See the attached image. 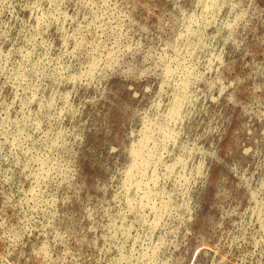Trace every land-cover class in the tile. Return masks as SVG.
<instances>
[{
	"label": "rangeland",
	"instance_id": "obj_1",
	"mask_svg": "<svg viewBox=\"0 0 264 264\" xmlns=\"http://www.w3.org/2000/svg\"><path fill=\"white\" fill-rule=\"evenodd\" d=\"M0 264H264V0H0Z\"/></svg>",
	"mask_w": 264,
	"mask_h": 264
},
{
	"label": "bare ground",
	"instance_id": "obj_2",
	"mask_svg": "<svg viewBox=\"0 0 264 264\" xmlns=\"http://www.w3.org/2000/svg\"><path fill=\"white\" fill-rule=\"evenodd\" d=\"M192 1H193V0H192ZM204 1H205V0H204ZM211 1H212V0H211ZM214 1H215V0H214ZM205 3H206V2H205ZM204 6H205V5H204ZM199 7H200V6H199ZM209 7H210V6H209ZM239 7H240V6H239ZM201 8H202V7H201ZM213 8H214V7H213ZM186 9H187V8H186ZM189 9H190V8H189ZM227 10H228V9H227ZM213 12H214V11H213ZM193 13H194V12H193ZM213 14H214V13H213ZM200 17H202V16H200ZM223 17H224V16H223ZM203 19H204V18H203ZM194 22H195V21H194ZM209 23H210V22H209ZM211 24H212V22H211ZM183 85H184V84H183ZM187 86H188V84H187ZM137 96H138V95H137ZM137 96H136V97H137ZM179 97H180V96H179ZM177 98H178V96H177ZM179 99H180V98H179ZM179 99H178V100H179ZM180 100H181V99H180ZM185 101H186V100H185ZM181 104H182V103H180V105H181ZM185 106H186V105H185ZM181 107H182V106H181ZM178 110H179V109H178ZM178 110H177V111H178ZM172 112H173V111H172ZM175 112H176V111H175ZM175 112L173 113V115L175 114ZM179 113H180V112H179ZM179 115H180V114H179ZM179 115H178V116H179ZM170 116L172 117V114H171ZM175 116H176V115H175ZM180 116H181V115H180ZM181 117H182V116H181ZM184 117H185V116H184ZM167 119H168V116H167ZM172 119H173V118H172ZM172 119H171V121H172ZM145 121H146V120H145ZM145 121H144V122H145ZM167 122H168V121H167ZM177 122H178V121H177ZM184 122H185V120H184ZM148 123H149V122H148ZM168 123H169V122H168ZM186 124H187V123H186ZM175 125H178V124H175ZM157 126H158V125H157ZM178 126H179V125H178ZM152 128H153V127H152ZM152 128H151V129H152ZM162 128H163V127H162ZM88 129H89V127H88ZM130 129H131V128H130ZM133 129H134V128H133ZM133 129H132V131H135V130H133ZM146 129H147V127H146ZM151 129H149V130H151ZM169 129H170V128H169ZM161 130H162V129H161ZM153 131H154V130H153ZM156 132H157V131H156ZM163 132H164V131H163ZM164 133H166V132H164ZM153 135H154V134H153ZM153 135H152V136H153ZM167 135H168V134H167ZM137 136H138V135H137ZM80 137H81V136H80ZM128 137H129V136H128ZM144 137H147V136L145 135ZM168 137H169V135H168ZM170 137H171V136H170ZM170 137H169V138H170ZM129 138H130V137H129ZM152 138H153V137H152ZM154 138H155V137H154ZM172 138H173V137H172ZM174 138H175V137H174ZM174 138H173V139H174ZM77 139H78V138H77ZM130 139H131V138H130ZM146 139H147V138H146ZM156 139H158V138H156ZM152 141H153V140H152ZM155 141H156V140H155ZM138 142H139V141H138ZM142 142H143V141H142ZM171 142H172V141H171ZM140 143H141V142H140ZM164 143H165V140H164ZM146 144H147V143H146ZM148 144H149V143H148ZM148 144H147V145H148ZM170 144H171V143H170ZM160 145H161V144H160ZM144 146H145V145H144ZM154 146L156 147L157 144L154 145ZM177 146H178V145H177ZM133 147H135V146L133 145ZM140 147H141V146H140ZM140 147H139V148H140ZM151 147H152V146H151ZM159 147H160V146H159ZM168 148H169V146H168ZM140 149H141V148H140ZM149 149H150V148H149ZM151 149H152V148H151ZM155 149H157V148H155ZM171 149H172V148H171ZM141 150H142V149H141ZM181 150H182V149H181ZM186 150H187V149H186ZM142 151H143V150H142ZM164 151H166V150H164ZM164 151H163L162 153H165ZM171 151H172V150H171ZM174 151H175V150H174ZM116 152H117V151H116ZM166 152H167V151H166ZM172 152H173V151H172ZM134 153H135V156H137L138 158L141 157V159H142V156H140V151H139V150H135ZM141 153H142V155H143V152H141ZM114 154H115V153H114ZM150 155H151V153H150ZM165 155H166V154H165ZM178 155H179V154H178ZM163 156H164V155H163ZM171 157H172V156H171ZM175 157H176V156H175ZM190 157H191V156H190ZM149 158H151V157H149ZM183 158H184V156H183ZM191 158H192V157H191ZM144 159H145V158H144ZM147 159H148V158H147ZM171 159H172V158H171ZM178 159H179V158H178ZM180 159H181V158H180ZM148 160H150V159H148ZM167 160H168V159H167ZM167 160H166V162H167ZM192 160H193V159H192ZM137 161H138V160H137ZM143 161H144V160H143ZM168 161H169V160H168ZM182 161H183V160H182ZM158 162H159V161H158ZM183 162H184V161H183ZM187 162H188V161H187ZM191 162H192V161H191ZM135 163L137 164V162H135ZM140 163H141V162H140ZM143 163H145V162H142V164H143ZM148 163H149V161H148L146 164H148ZM156 163H157V162H156ZM163 163H164V162H163ZM176 163H177V162H176ZM136 164H135V166L137 167L138 164H137V165H136ZM142 164H141V165H142ZM150 164H151V163H150ZM150 164H149V165H150ZM164 164H166V163H164ZM172 164H173V163H172ZM133 165H134V164H133ZM149 165H148V167H149ZM173 165H174V164H173ZM165 166H166V165H165ZM196 166H197V164H196ZM127 167H128V166H127ZM129 167H130V166H129ZM133 167H134V166H133ZM136 167H135V168H136ZM155 167H156V166H155ZM159 167H160V166H159ZM54 168H55V167H54ZM167 168H168V166H167ZM193 168H194V167H193ZM208 168H209V167H208ZM39 169H40V168H39ZM42 169H43V168H42ZM49 169H50V168H49ZM129 169H130V168H129ZM132 169H133V168H132ZM161 169H162V168H161ZM124 170H125V169H124ZM138 170H139V169H138ZM140 170H141V169H140ZM143 170H144V169H143ZM146 170H147V168H146ZM152 170H153V169H152ZM174 170H175V169H174ZM194 170H195V169H194ZM128 171H130V170H128ZM131 171H132V170H131ZM147 171H148V170H147ZM154 171H155V170H153V174H155V173L157 172V171H155V172H154ZM169 171H170V170H169ZM45 172H46V171H45ZM49 172H50V171H49ZM123 172H124V171H123ZM145 172H146V171H145ZM184 172H185V170H184ZM194 172H195V171H194ZM194 172H193V173H194ZM40 173H41V172H40ZM143 173H144V172H143ZM146 173H147V172H146ZM160 173H161V172H160ZM181 173H182V172H181ZM205 173H206V172H205ZM209 173H210V172H209ZM129 174H133V171H132V173L129 172ZM147 174H148V173H147ZM156 174H157V173H156ZM156 174H155V175H156ZM163 174H164V173H163ZM139 175H140V174H139ZM145 175H146V174L144 173V176H145ZM150 175H151V174H150ZM137 176H138V175H137ZM202 176H203V175H202ZM126 177L128 178L129 175L127 174ZM134 177H135V176H134ZM147 177H149V176H147ZM157 177H158L157 179H159V175H158ZM203 177H204V176H203ZM130 178H133V177H131V175H130ZM142 178H143V176L141 177V179H142ZM149 178H150V177H149ZM183 178H185V177H183ZM183 178H182V179H183ZM145 179H146V178H145ZM152 179H153V178H152ZM152 179H151V180H152ZM187 179H188V178H187ZM198 179H199V178H198ZM151 180H149V181H151ZM190 180H191V179H190ZM196 180H197V179H196ZM204 180H205V179H204ZM38 181H39V180H38ZM129 181H130V179H129ZM129 181H128V182H129ZM132 181H133V180H132ZM154 181H155V180H154ZM157 181H158V180H157ZM140 182H141V181H140ZM199 182H200V181H199ZM137 183H138V182H137ZM137 183H135V184H137ZM147 183H148V182H147ZM149 183H150V182H149ZM149 183H148V186H149ZM152 183H153V182H152ZM154 183H155V182H154ZM141 184L143 185V183H141ZM155 184H156V183H155ZM197 184H198V183H197ZM201 184H202V183H201ZM130 185H131V184H130ZM137 185H138V184H137ZM137 185H136V186H137ZM139 185H140V183H139ZM142 185L139 186V188H138V189H140L139 191H141V188H140V187H141ZM166 185H167V184H166ZM198 185H199V184H198ZM167 186H168V185H167ZM128 187H129V186H128ZM131 187H132V186H131ZM185 187H186V186H185ZM192 187H193V186H192ZM133 188H134V187H133ZM149 188H150V187H149ZM127 189H128V188H127ZM129 189H130V187H129ZM159 189H160V188H159ZM197 189H198V188H197ZM197 189H196V190H197ZM149 190H151V189H149ZM160 190H161V189H160ZM164 190H165V189H164ZM164 190H163V191H164ZM119 191H120V190H119ZM129 191H130V190H129ZM129 191H128V192H129ZM170 191H171V190H170ZM133 192H134V191H133ZM133 192H132V193H133ZM149 192H150V191H149ZM153 192H154V191H153ZM157 192H158V191H157ZM167 192H168V191H167ZM158 193H160V192H158ZM119 194H120V193H119ZM151 194H152V192H151ZM165 194H167V193H165ZM146 195H147V194H146ZM148 195H150V194H148ZM158 195H159V194H158ZM167 195H168V194H167ZM169 195H170V193H169ZM116 196H117V195H116ZM118 196H119V195H118ZM129 196H130V195H129ZM131 196L133 197L132 194H131ZM142 196H143V195H142ZM153 196H154V194H153ZM144 197H145V195H144ZM144 197H142V198H143L142 201L145 199ZM154 197H155V196H154ZM171 197H172V196H171ZM130 198H131V197H130ZM149 198H150V197L148 196V199H149ZM178 198H179V197H178ZM186 198H187V197H186ZM186 198H185V199H186ZM128 199H129V197H128ZM133 199H134V198H133ZM146 199H147V198H146ZM154 199L156 200V198H154ZM157 199H158V198H157ZM159 199H160V197H159ZM195 199H196V198H195ZM195 199H194V200H195ZM149 200H150V199H149ZM151 200H152V199H151ZM131 201H132V200H131ZM156 201H157V200H156ZM162 201H163V199H162ZM196 201H197V200H196ZM132 202H133V201H132ZM157 202H158V201H157ZM173 202H174V201H173ZM184 202H185V200H184ZM199 202H200V201H199ZM155 203H156V202H155ZM167 203H169V202H167ZM167 203H165V204L168 205ZM129 204H130V202H129ZM142 204H143V202H141V205H142ZM147 204H150V202H149V203L147 202ZM143 205H144V204H143ZM155 205H156V204H155ZM155 205H153V206H155ZM158 205H159V204H158ZM131 206H134V205H131ZM144 206H145V205H144ZM153 206H152V208H153ZM172 206H173V205H172ZM193 206H194V205H193ZM199 206H200V205H199ZM177 207H178V206H177ZM186 207H187V206H186ZM194 207H195V206H194ZM156 208H157V207H156ZM156 208H155V209H156ZM170 208H171V207H170ZM172 208H173V207H172ZM166 209H167V207H166ZM170 211H171V210H170ZM166 212H168V211H166ZM180 212H181V211H180ZM196 213H197V212H196ZM196 213H195V214H196ZM156 215H157V214H156ZM162 215H163V214H162ZM164 215H165V214H164ZM184 215H185V214H184ZM169 216H170V215H169ZM192 216H193V215H192ZM165 217H166V216H165ZM182 217H183V216H182ZM160 218H162V217H160ZM167 220H168V219H167ZM186 220H187V218H186ZM194 220H195V219H194ZM158 222H159V221H158ZM165 222H166V221H165ZM172 222H173V221H172ZM159 223H160V222H159ZM186 223H187V222H186ZM191 226H192V225H191ZM190 228H191V227H190ZM187 232H188V231H187ZM185 233H186V232H185ZM184 235H185V234H184ZM185 236H186V235H185Z\"/></svg>",
	"mask_w": 264,
	"mask_h": 264
}]
</instances>
